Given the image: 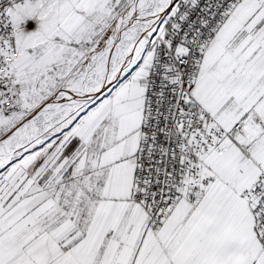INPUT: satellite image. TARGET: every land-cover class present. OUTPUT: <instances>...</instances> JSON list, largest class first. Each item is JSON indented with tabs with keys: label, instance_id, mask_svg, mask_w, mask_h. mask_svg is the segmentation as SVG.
Returning <instances> with one entry per match:
<instances>
[{
	"label": "snow or ice",
	"instance_id": "1",
	"mask_svg": "<svg viewBox=\"0 0 264 264\" xmlns=\"http://www.w3.org/2000/svg\"><path fill=\"white\" fill-rule=\"evenodd\" d=\"M0 264H264V0H0Z\"/></svg>",
	"mask_w": 264,
	"mask_h": 264
}]
</instances>
